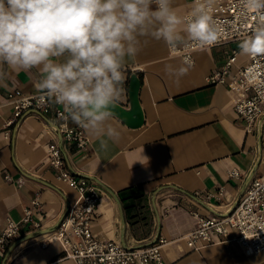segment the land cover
I'll list each match as a JSON object with an SVG mask.
<instances>
[{
	"label": "crops",
	"instance_id": "crops-1",
	"mask_svg": "<svg viewBox=\"0 0 264 264\" xmlns=\"http://www.w3.org/2000/svg\"><path fill=\"white\" fill-rule=\"evenodd\" d=\"M173 6L183 15L193 0H173ZM242 41L237 38L196 49L192 67L177 78L165 66L179 68L180 56L162 41L148 38L139 54L124 65L120 100L122 105H129V76L136 70L141 80L138 98L143 122L132 127L114 115L110 123L120 136L116 142L109 141L106 151L100 149V138L86 130V152L68 144L57 130L58 121L51 111L24 112L6 136L2 123L12 110L6 93L40 90L36 87L37 69L13 70L0 63V228L6 216L18 220L23 207L36 195L40 206L33 217L41 223L35 230L22 228L0 264H76L71 258L60 257L58 240L41 242L78 196L77 190L57 178L49 165V142L61 148L72 172L101 188L92 222L96 236L124 246L144 245L164 236L169 240L162 248L165 264H264V249L248 254L235 240L192 249L180 237L195 225L190 209L204 215L223 214L251 178L264 172V114L247 131L233 108L234 92L227 83L206 80L207 74L223 65L232 49L237 50L233 71L248 61V56L240 55ZM67 121L75 123L69 114ZM231 168H237L240 176L230 177ZM219 185L224 186L221 200L194 194ZM122 189H127L124 199L118 193Z\"/></svg>",
	"mask_w": 264,
	"mask_h": 264
},
{
	"label": "clouds",
	"instance_id": "clouds-1",
	"mask_svg": "<svg viewBox=\"0 0 264 264\" xmlns=\"http://www.w3.org/2000/svg\"><path fill=\"white\" fill-rule=\"evenodd\" d=\"M214 0H194L185 14L173 0H0V63L13 70H38L36 87L62 105L70 118L100 138L106 151L119 139L110 123L123 93V68L150 38L177 52L212 46L221 26L211 15ZM257 15L240 55H264V0H240ZM166 65L177 78L192 67Z\"/></svg>",
	"mask_w": 264,
	"mask_h": 264
},
{
	"label": "built area",
	"instance_id": "built-area-1",
	"mask_svg": "<svg viewBox=\"0 0 264 264\" xmlns=\"http://www.w3.org/2000/svg\"><path fill=\"white\" fill-rule=\"evenodd\" d=\"M194 5V0H193ZM213 19L220 24L221 33L216 44L232 39H246L254 31L257 15L242 10L240 0H214L211 9ZM215 45V44H214ZM200 47L190 46L173 52L183 59L190 56L194 62V51ZM237 50L232 49L223 65L206 75L209 83L224 82L234 92L233 108L243 120L247 131L252 130L257 118L264 114V55L248 57V61L232 70ZM136 71V70H134ZM7 102L11 103V113L3 120L2 127L6 136L18 124L19 119L28 110L39 114L52 112L58 121L57 130L70 145L86 152L88 138L78 124L67 121L68 113L64 107H58L53 99L47 98L41 91L21 93L9 90ZM49 165L55 170L56 177L77 190L76 200L60 218L56 227L45 233L42 243L58 240L62 250L60 257L71 258L76 264H165L162 248L169 241L157 236L144 245L124 246L113 239L96 236L92 231V222L96 217V208L101 196L99 185L82 174L72 172L65 163L61 148L54 142L46 145ZM261 160L264 163V134L261 137ZM230 177L240 176L237 168L228 170ZM10 178L9 174H5ZM206 199L221 200L224 186L204 193L195 191ZM40 201L34 196L23 207L18 220L6 216L0 228V260L10 242L16 238L22 228L35 230L41 226L40 220L33 217L39 210ZM195 220L192 229L181 234L189 248L200 247L227 240H235L245 253H254L264 249V172L254 176L248 182L242 195L223 214L204 215L195 209L189 210Z\"/></svg>",
	"mask_w": 264,
	"mask_h": 264
},
{
	"label": "water",
	"instance_id": "water-1",
	"mask_svg": "<svg viewBox=\"0 0 264 264\" xmlns=\"http://www.w3.org/2000/svg\"><path fill=\"white\" fill-rule=\"evenodd\" d=\"M140 82L141 80L136 71H133L129 76L127 89L129 105L124 106L119 102L115 110V115L132 127L138 126L143 122V111L138 98Z\"/></svg>",
	"mask_w": 264,
	"mask_h": 264
},
{
	"label": "trees",
	"instance_id": "trees-1",
	"mask_svg": "<svg viewBox=\"0 0 264 264\" xmlns=\"http://www.w3.org/2000/svg\"><path fill=\"white\" fill-rule=\"evenodd\" d=\"M127 191V189H122V190H119V195H120V197L122 198V199H124V194H125V192Z\"/></svg>",
	"mask_w": 264,
	"mask_h": 264
}]
</instances>
